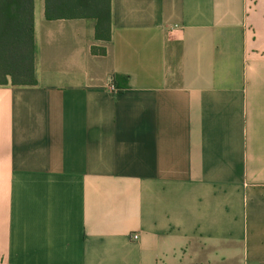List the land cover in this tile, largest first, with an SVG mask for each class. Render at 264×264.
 <instances>
[{"label":"crops","instance_id":"0c3cea01","mask_svg":"<svg viewBox=\"0 0 264 264\" xmlns=\"http://www.w3.org/2000/svg\"><path fill=\"white\" fill-rule=\"evenodd\" d=\"M45 8L37 84L0 86V264H264V0H111L107 43Z\"/></svg>","mask_w":264,"mask_h":264},{"label":"trees","instance_id":"16d2710c","mask_svg":"<svg viewBox=\"0 0 264 264\" xmlns=\"http://www.w3.org/2000/svg\"><path fill=\"white\" fill-rule=\"evenodd\" d=\"M33 5L34 0H0V86L37 84ZM45 15L49 21L94 18L96 41L111 40V0H46ZM91 54L106 56L107 48L93 45Z\"/></svg>","mask_w":264,"mask_h":264},{"label":"built area","instance_id":"2783aa9c","mask_svg":"<svg viewBox=\"0 0 264 264\" xmlns=\"http://www.w3.org/2000/svg\"><path fill=\"white\" fill-rule=\"evenodd\" d=\"M110 91H112L113 93H117L118 89L113 85V82L110 83ZM138 237L134 236L133 239H137Z\"/></svg>","mask_w":264,"mask_h":264}]
</instances>
